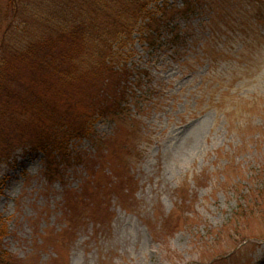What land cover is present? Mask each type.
Wrapping results in <instances>:
<instances>
[{"label":"rangeland","instance_id":"1","mask_svg":"<svg viewBox=\"0 0 264 264\" xmlns=\"http://www.w3.org/2000/svg\"><path fill=\"white\" fill-rule=\"evenodd\" d=\"M125 1L100 15L110 31ZM200 1L175 22L182 44L168 29L156 48L140 32L120 35L112 65L132 71L126 109L88 117L91 130L68 141L73 161L57 180L31 143L0 164V250L17 263L264 264V0ZM14 2L0 0L9 65L17 61L5 48L35 46L47 30L39 13L51 11L50 0ZM15 6L28 12L15 18ZM99 44L68 62L78 80L60 76L55 91H88L81 77L93 62L82 60Z\"/></svg>","mask_w":264,"mask_h":264},{"label":"trees","instance_id":"2","mask_svg":"<svg viewBox=\"0 0 264 264\" xmlns=\"http://www.w3.org/2000/svg\"><path fill=\"white\" fill-rule=\"evenodd\" d=\"M11 1L15 4L14 0ZM21 1L23 5L29 0ZM182 1L183 5L178 9L166 0H127L120 3L112 21L116 29L110 31V21H101L100 18L110 10V0H50L51 11L43 16L39 13L40 23L47 32L39 31L36 45L5 48L6 53L17 61L12 65H9L7 57L0 56V164L10 158L17 146L31 143L29 148L42 152L46 158L45 174L49 182L57 180L63 173L62 167L71 166L73 161V155L65 148L68 141L75 136L85 138L91 130L88 117L98 111L102 117L117 118L126 109L129 97L127 83L132 71L112 65L117 58L115 44L123 43L119 42L120 35L130 38L132 32H140L147 46L156 48L162 31L168 29L171 42L182 44L184 33L179 35L176 32L175 22L179 16L193 14L199 6L196 0ZM158 2L162 3L159 12H148L150 3ZM17 9L15 6L14 11ZM24 9H18L13 17L19 19L24 11L28 12L27 8ZM50 31L56 35L47 36ZM94 42L100 43V52L96 56L90 53L86 60H82L83 63L93 62L86 65L89 68L81 77L82 82L88 84V91L78 92L75 86L72 92L68 89L55 91L53 86L60 76L67 75L61 81L71 85L78 80L74 79L77 72H72L76 66L67 64L76 62L84 48L92 50ZM63 44L68 46L66 51L62 49ZM106 55L109 57L107 61ZM96 59L103 62L97 65ZM76 105L88 114L77 112ZM88 108L96 111L91 112ZM2 238L0 229V241ZM0 264L19 263L0 250Z\"/></svg>","mask_w":264,"mask_h":264}]
</instances>
